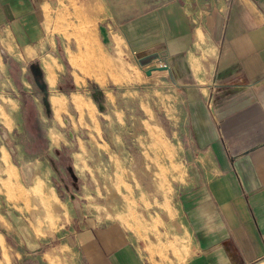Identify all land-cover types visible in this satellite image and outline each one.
Wrapping results in <instances>:
<instances>
[{
    "label": "crops",
    "instance_id": "1",
    "mask_svg": "<svg viewBox=\"0 0 264 264\" xmlns=\"http://www.w3.org/2000/svg\"><path fill=\"white\" fill-rule=\"evenodd\" d=\"M80 20L105 47L95 82L146 93L188 167L173 201L86 233L89 264H264V0H0V86L78 51Z\"/></svg>",
    "mask_w": 264,
    "mask_h": 264
},
{
    "label": "rangeland",
    "instance_id": "2",
    "mask_svg": "<svg viewBox=\"0 0 264 264\" xmlns=\"http://www.w3.org/2000/svg\"><path fill=\"white\" fill-rule=\"evenodd\" d=\"M70 24L64 37L78 51L46 53L44 70L28 68L22 81L13 69L15 83L0 86V264H89L86 233L145 216L186 181L146 93L121 96L113 77L101 88L99 32Z\"/></svg>",
    "mask_w": 264,
    "mask_h": 264
},
{
    "label": "water",
    "instance_id": "3",
    "mask_svg": "<svg viewBox=\"0 0 264 264\" xmlns=\"http://www.w3.org/2000/svg\"><path fill=\"white\" fill-rule=\"evenodd\" d=\"M104 42L105 44H110V41L108 40L107 36L104 34ZM168 69L167 67H164V68H152L150 69L149 71H147V74L148 75H151L153 71L155 70H166Z\"/></svg>",
    "mask_w": 264,
    "mask_h": 264
},
{
    "label": "built area",
    "instance_id": "4",
    "mask_svg": "<svg viewBox=\"0 0 264 264\" xmlns=\"http://www.w3.org/2000/svg\"><path fill=\"white\" fill-rule=\"evenodd\" d=\"M2 51V53H3V50H1ZM67 120V119H66Z\"/></svg>",
    "mask_w": 264,
    "mask_h": 264
},
{
    "label": "bare ground",
    "instance_id": "5",
    "mask_svg": "<svg viewBox=\"0 0 264 264\" xmlns=\"http://www.w3.org/2000/svg\"><path fill=\"white\" fill-rule=\"evenodd\" d=\"M69 122V121H68Z\"/></svg>",
    "mask_w": 264,
    "mask_h": 264
}]
</instances>
